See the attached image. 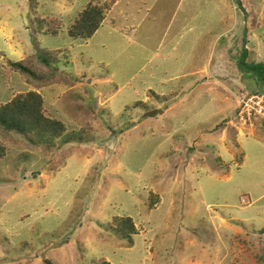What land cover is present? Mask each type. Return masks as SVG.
<instances>
[{
  "label": "rangeland",
  "instance_id": "374dc122",
  "mask_svg": "<svg viewBox=\"0 0 264 264\" xmlns=\"http://www.w3.org/2000/svg\"><path fill=\"white\" fill-rule=\"evenodd\" d=\"M259 63L264 0H0V105L36 90L66 126L0 127V264H264V121L237 98Z\"/></svg>",
  "mask_w": 264,
  "mask_h": 264
},
{
  "label": "trees",
  "instance_id": "16d2710c",
  "mask_svg": "<svg viewBox=\"0 0 264 264\" xmlns=\"http://www.w3.org/2000/svg\"><path fill=\"white\" fill-rule=\"evenodd\" d=\"M106 9L108 6H102L100 3L89 2L86 8L79 14L75 23L69 29L68 34L75 39L90 38L102 25L106 17ZM51 20L39 19L41 27L51 23ZM54 27V26H53ZM60 27H48L45 33L57 35ZM41 55L44 62H49L47 56ZM57 52H54L56 54ZM46 54H53L46 51ZM13 71L36 76L35 69L26 64L24 61L8 60ZM250 70L260 73V79L264 81V64H255ZM261 93H264L261 92ZM0 127L9 132L19 133L30 140H34V136H52L60 137L66 131L65 124L57 118L48 116L44 108V98L42 94L36 90L28 92H20L16 94L9 102L0 105ZM2 151L0 150V156ZM124 232L129 234L136 233V227L132 219H122L119 223ZM126 234V233H125ZM100 264H112L106 259L101 260Z\"/></svg>",
  "mask_w": 264,
  "mask_h": 264
},
{
  "label": "built area",
  "instance_id": "2783aa9c",
  "mask_svg": "<svg viewBox=\"0 0 264 264\" xmlns=\"http://www.w3.org/2000/svg\"><path fill=\"white\" fill-rule=\"evenodd\" d=\"M237 98L239 121L244 123L256 119L264 121V93L244 89L237 94Z\"/></svg>",
  "mask_w": 264,
  "mask_h": 264
}]
</instances>
